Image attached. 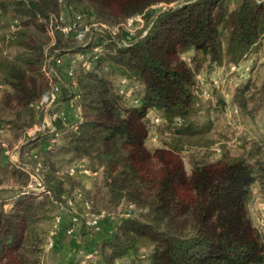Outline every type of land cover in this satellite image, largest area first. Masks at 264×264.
I'll return each mask as SVG.
<instances>
[{"label":"trees","instance_id":"obj_1","mask_svg":"<svg viewBox=\"0 0 264 264\" xmlns=\"http://www.w3.org/2000/svg\"><path fill=\"white\" fill-rule=\"evenodd\" d=\"M0 1L4 5L9 2ZM73 1L82 21L117 26L118 32L113 36L103 31L102 55L91 64L81 62L71 77L66 73L64 82H60L58 102L78 97L73 108L79 106L85 117L67 122L59 117L54 126L59 133L56 141L61 144L54 150L55 142L44 156L64 153L91 161L88 166L92 170L100 167L110 204L126 200L150 211L142 219L134 206L129 214L120 216L109 237L93 242L91 258L81 256L74 264H116L124 259L133 264L140 261L139 251L146 245L151 246L144 256L147 264H263L264 240L247 211L252 184L259 174L264 177L260 153L234 157L223 154L214 161L192 163L187 173L179 151L182 136L196 129L195 76L204 61L207 66L216 63L243 70L249 60L248 78L234 87L236 111L232 114L252 120L264 108V77L260 82L253 80L264 69V0ZM63 2L64 10L73 13L72 0ZM159 3L166 7L150 11ZM12 7L9 12L19 16L20 23L15 18L17 24L10 29L15 34L14 42L24 47V52L13 59H0V75L8 89L1 108L14 111V118L6 123L8 129L29 125L48 89L39 71L42 47L29 30L32 26L42 29L36 22L48 16L50 9L55 11L51 13L60 10L57 0H18ZM3 11L0 4V24L6 20L10 23L9 14ZM138 13H144V26L124 45L121 24ZM187 51L193 52L192 66L182 59ZM120 78L126 83L116 87ZM137 88L141 90L138 95ZM20 110L28 120L18 126ZM150 110L154 111L152 118L161 119L169 133L154 149L145 145L147 121L152 123V118L147 119ZM3 122L0 114V129ZM256 137L248 132L242 141L250 145ZM4 149L1 146L0 151ZM46 163L54 166L49 158L42 168ZM48 171L43 174L44 191H22L11 210L0 208V264H40L50 231L39 233L44 213L36 219V211L44 204L66 205L68 199L76 200L72 191H63L61 186L63 179L79 176L68 170L63 177ZM78 198L92 205L96 201L82 193ZM102 211L115 219L108 209H99L97 214ZM83 214H77L78 219L83 221ZM73 215L70 211V222ZM54 219L55 215L52 229Z\"/></svg>","mask_w":264,"mask_h":264},{"label":"rangeland","instance_id":"obj_2","mask_svg":"<svg viewBox=\"0 0 264 264\" xmlns=\"http://www.w3.org/2000/svg\"><path fill=\"white\" fill-rule=\"evenodd\" d=\"M8 1V4L5 5L0 3L4 10L3 12L9 14L7 16L10 18V21L18 18L17 20H19L18 22L20 23L19 16H14L13 12H9L13 10L12 6H14L15 2L18 0ZM75 4L77 3L72 0L71 7L75 8L73 9V13L77 12ZM165 7V4L159 3L153 8L160 10ZM49 11L55 12L53 9ZM73 13H67L68 19H71ZM0 15L2 16L3 14L0 13ZM36 23H41L43 28L39 29L32 26L29 33L34 39L38 40L37 42H39L42 47L43 61L39 71L47 81L48 89L45 91L51 89L55 81L61 80L64 82L63 78L68 69H72L73 72L75 69L77 71L82 66L81 62L86 61L91 64L96 57L102 55L105 42H103L100 34L105 30H110L103 27L108 26L106 23L100 25L93 23L95 24L94 27L91 26L92 29L90 28V31L86 33V40H76L75 38H70L56 31H52L47 16L44 20H39V22ZM83 24L91 25L84 21ZM141 28L142 27H135L133 36H135L136 32ZM13 32L9 27V21L6 20L4 23L0 24V59H13L24 52V47L14 42L15 34H13ZM84 41H88V43L86 44ZM192 54V51H187L182 55V59L191 66L193 65L191 61ZM249 63L250 61L247 60L245 64H243L246 66L242 70L241 68L233 69L232 65H224V67H221L216 63L207 66L204 61L200 69L196 72L194 92L197 100L195 104L196 112L193 114L196 129L190 131L191 134L189 136H182L180 139V144L183 147H181L182 151H179V154L183 160L184 169L187 173H190L192 163L214 161L219 159L223 154L234 157L242 154L245 155L247 152H259L258 158L264 161V108L258 111V106V114L255 119L252 120L247 118L243 119L241 117L238 118L232 114L235 104L233 102L234 87H238L241 82H244V80L248 78ZM257 75L258 76L253 77V80H258V82H260L264 77V69H260ZM115 84L116 87L123 84L121 78L120 80L117 79ZM7 90V86L0 75V114L4 121L0 129V148L1 146L5 148L3 151H0V208L6 212L12 209V205L16 198L21 196L20 192H28L29 190L35 193L41 192V187H45L43 174L49 172L48 170H50V172L54 171L58 176L63 177L65 171L68 170L69 172L70 166L80 163H84L88 166L91 163V161L85 158H73L71 154L55 153L51 156V152L46 154L50 156H44L46 150L49 151V149L52 148L50 143L58 142V140L53 141L54 136H51V129L59 117L56 115L55 118L47 119L46 114L47 111H58L59 109L55 110V108H58L59 104L53 106L54 104L40 105L38 103L36 106L37 110L34 111L32 122L29 125L23 126L22 128L9 127L10 129H8L6 123L14 118V111L4 107L1 108V101ZM140 92L141 90L137 88L135 93L138 95ZM126 93L128 94L129 92ZM68 98L71 99L72 97ZM77 98L73 97V99L67 100L69 106L62 113L64 122H67V119L73 117L78 120L85 117V112L79 106L74 107L76 111H73L74 101H77ZM257 103L259 105V102ZM19 112L21 118L18 120V126H21L28 120V117L25 116L26 113L24 111L21 112L20 110ZM76 114H78L77 117ZM147 115V119H151L154 115V111L150 110ZM147 122H149L147 123L149 130L145 145L150 149L160 147V139H162V136L164 138L169 134L167 131L168 128H166L165 123H163L161 119L157 125L152 124L150 121ZM248 132H251V136H257L256 141L253 140L250 145L248 143L244 145L242 137L245 135L248 136ZM155 135L156 138L153 140ZM32 141H37V145H31ZM59 144L61 143L58 142L54 146V150L55 148L57 149ZM217 148L221 149L219 153L215 151ZM31 151L33 152L31 153ZM49 158L50 161H54V166L50 167L48 163H46V168H42L43 163ZM71 163L72 165H70ZM88 168L92 172H95V174H79L77 179H63L64 181L61 186L62 190H67L69 193L72 191L71 193L76 199L75 201L68 199L66 201L68 207L64 204L55 205L53 203H48L44 204L43 207L36 211L38 214L36 219H40L44 213V218L40 223V229H38L39 233L45 230L48 232L50 231L40 253V264H55L57 260L61 259L58 257V253L55 251L53 252L54 246L52 249L47 248L48 241L52 239L54 242V235L58 232H55L54 229H59L62 226L65 235L75 234V238L79 244L77 248L80 247L76 257L81 259V256H84L85 253L83 252L85 248L81 245L84 242L83 236L91 234L92 231L97 230L102 224L108 223L111 218L107 216L105 218L108 220L107 222H102V220H100L95 227L89 228L85 222H90L92 220V215H95L99 209L110 210L111 214L115 217L113 220L115 222V229L120 216L126 215V211L128 210L127 203L129 202L121 200L120 204H110L101 183L100 167H98L96 171L92 170L89 166ZM26 183L28 185L24 186ZM79 193H82L85 197L90 196L93 200L96 199L93 205L88 202L89 206H92L93 212L95 211L93 214L91 211V213L85 211L87 210V205L78 198ZM30 196L36 197L37 200L41 198L36 195ZM134 206L140 214L139 217L142 219L148 217L147 215H149L150 211L147 207H136L135 204ZM70 211L77 216L76 221L71 218L70 222ZM83 211H85L84 214ZM247 211L251 223L259 230L264 240V177L260 176V174L252 184V197L247 202ZM77 214H83L85 219L83 221L80 218L78 219ZM54 215L55 219L52 229L51 221ZM69 224L71 225L66 226ZM84 225L87 226V228ZM68 229H71V231L66 233ZM53 245L55 244L53 243ZM150 248V245L142 246V249L139 251L140 261H134L133 264H147L144 256L149 252ZM86 255L91 258L90 254L86 253ZM122 262L132 264L127 259L117 260L116 264H125Z\"/></svg>","mask_w":264,"mask_h":264},{"label":"built area","instance_id":"obj_3","mask_svg":"<svg viewBox=\"0 0 264 264\" xmlns=\"http://www.w3.org/2000/svg\"><path fill=\"white\" fill-rule=\"evenodd\" d=\"M60 6V10L56 13H50L47 16L48 22H49V26L51 28L52 31H56V32H60L61 34L68 36V37H73L76 40H84L86 37V33L88 31H90L89 29L91 28V26L94 27L95 24H91V25H85L83 24L82 21V17L79 13L75 12L73 13L71 19H68L67 17V12L64 10V0H57ZM163 4V3H161ZM157 5V4H155ZM155 5H152L150 8V11H157L156 9H154L153 7ZM45 18H41L40 20H44ZM0 21H1V17H0ZM17 24L16 19L11 20V22L9 23L10 28L13 30L15 25ZM103 26V25H102ZM144 26V13H138L135 14L129 18H127L122 24H121V29L120 31L123 34L121 43H123L124 45H127L129 43V41L131 39L134 38L133 36V30L135 29V27H143ZM108 28L107 26H103ZM110 29L109 31L111 32V34L114 36L116 35V33L118 32V28L116 27H111L108 28ZM145 33V31L142 33V35ZM98 57H96L97 59ZM73 74V70L72 69H68L67 70V75L69 77H71ZM60 82H62L61 80L59 81H55L54 84L52 85L51 89L45 91V93L43 94L39 104L43 105V104H57L58 103V99L60 97ZM121 82L123 84H125L126 80L125 79H121ZM73 83V81H72ZM234 111H236V109H234ZM78 116V114H76V117ZM160 121V119L158 117H153L152 118V123L157 124ZM51 136H54L53 141L56 140L57 136H58V132H56L55 126H52L51 129ZM156 138V135L153 137V140ZM54 144L50 143V146H52ZM216 153L220 152V148L215 149ZM69 173L71 175H79V174H91L94 175L95 172H92L84 163H80L77 165H72L69 168ZM31 187V186H30ZM32 189V187H31ZM41 191L45 190V187L42 186ZM25 192V191H24ZM27 192V191H26ZM81 196V194L79 193L78 197ZM84 204L87 205V210L85 211H89L90 212V206L89 203L87 201H84ZM127 208L128 210L126 211V214H129L131 212V210L134 209V206L132 204H127ZM84 211V213H85ZM91 213V212H90ZM93 214V212H92ZM91 214V215H92ZM108 215L102 211L100 213H96L95 215H92V220L90 222L86 221V225L89 226V228H93L95 227L100 220H103L107 217ZM73 220L76 221L77 220V216L73 215ZM56 227V226H55ZM55 232L58 231V229H54ZM71 231V229H68L67 232L69 233ZM53 241L52 239H50L47 243V248H51L53 247ZM91 256V255H90Z\"/></svg>","mask_w":264,"mask_h":264},{"label":"crops","instance_id":"obj_4","mask_svg":"<svg viewBox=\"0 0 264 264\" xmlns=\"http://www.w3.org/2000/svg\"><path fill=\"white\" fill-rule=\"evenodd\" d=\"M57 104H59L61 107L58 105V108H55V110L56 109L61 110V108L62 110L61 111L58 110L56 112H53V110L47 111V114H46L47 119L55 118L56 115L57 117H61L62 119H64L62 117V113L64 112L66 108H68L69 102L62 103V100H61ZM57 104H54L53 106H56ZM73 111H76L75 108H73ZM32 152L33 151H31V153ZM114 227H115V222L113 221L112 218H110V221L108 223L102 224L97 230L92 231L91 234H87L83 236L84 242L81 245H83V247L85 248V250H83V252H85L84 256L87 257L86 253L89 254V252L93 248V245H92L93 242L100 240L102 238L109 237L111 233L114 231L115 229ZM58 231L59 232H57L54 236L55 245H53L54 246L53 252L55 251L56 253H58L57 255L61 259L57 260L55 264H74L78 259L76 257L77 251L79 252V249H80V247L77 248L79 244H78L77 239L75 238V234L65 235L64 234L65 231L62 226ZM57 251H59L60 253Z\"/></svg>","mask_w":264,"mask_h":264}]
</instances>
